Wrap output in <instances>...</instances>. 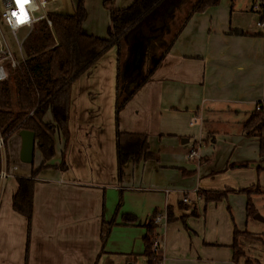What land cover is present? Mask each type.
<instances>
[{
	"label": "crops",
	"instance_id": "crops-1",
	"mask_svg": "<svg viewBox=\"0 0 264 264\" xmlns=\"http://www.w3.org/2000/svg\"><path fill=\"white\" fill-rule=\"evenodd\" d=\"M104 1L84 0L87 35L106 38ZM133 1L113 0L112 7ZM258 1L221 0L192 15L117 122L115 47L78 77L70 87L68 141L55 134L54 156L34 178L29 230L12 208L16 179L29 178L44 160L35 140L33 162L22 163L19 132L8 138L0 161V264H147L144 225L168 209L173 220L162 219L154 232L162 264H234L233 232L247 226V196L235 192H251L252 201L264 192L258 138L243 131L264 96V30L256 27L264 2L252 11ZM116 128L145 135L153 156L127 162L121 177ZM198 142L200 159H188ZM225 189L234 193L216 203L199 196ZM185 195L190 204L182 203ZM123 215L136 221L124 223Z\"/></svg>",
	"mask_w": 264,
	"mask_h": 264
},
{
	"label": "trees",
	"instance_id": "trees-1",
	"mask_svg": "<svg viewBox=\"0 0 264 264\" xmlns=\"http://www.w3.org/2000/svg\"><path fill=\"white\" fill-rule=\"evenodd\" d=\"M264 2V0H260ZM221 0H134L124 9H114L113 0L103 2L109 13L106 38L87 35L83 30L86 18L84 0H77L72 14L49 13L51 30L46 22L37 23L23 43L25 60L0 82V136L4 144L21 130L33 132L44 162L29 178H17V191L12 198L13 210L26 218L28 230L33 213V188L37 172L54 156V136L59 133L68 141V111L71 84L90 69L110 48L116 49L117 85L115 120L135 93L145 85L171 49L176 37L192 15L219 5ZM262 8L263 5L261 6ZM264 20V17L262 18ZM49 115L51 122H44ZM247 137L258 138L259 153L264 162V120L259 114L243 125ZM116 157L121 177L124 165L139 163L153 156L148 152L145 135L121 132L116 128ZM246 167L247 164L238 165ZM230 166V167H238ZM64 164L60 169H64ZM234 191H203L199 196L206 203H216ZM247 196L246 217L257 213L247 190L235 192ZM124 223L135 218L123 215ZM166 212V221H172ZM156 225L154 217L145 225L143 257L147 264H156L161 252L153 250ZM105 230L102 240L107 236ZM252 238L246 231L233 232V263L238 264L243 251L240 238Z\"/></svg>",
	"mask_w": 264,
	"mask_h": 264
},
{
	"label": "built area",
	"instance_id": "built-area-1",
	"mask_svg": "<svg viewBox=\"0 0 264 264\" xmlns=\"http://www.w3.org/2000/svg\"><path fill=\"white\" fill-rule=\"evenodd\" d=\"M59 0H28V3L25 5V11L27 15L26 22L16 24L17 17L13 15V13H19V8L17 7L16 0H2L3 10L0 13V82H3L8 79L9 73L11 70L17 68L24 60V52H23V43L27 36L32 31L33 27L41 22H46L48 28L51 30L52 24L48 18V7L50 4L58 3ZM259 5L256 3L252 6L253 12H259ZM41 12L40 15H36ZM52 13V12H50ZM5 25L9 30L11 37L13 39V47L9 44V41L5 38L2 32V26ZM15 25V26H14ZM256 27L264 30V20L261 19L256 23ZM24 32V37L22 42L18 40L17 33ZM254 114H259L262 116L264 120V96L258 101L254 106ZM197 119L194 118L192 124H195ZM201 142H198L192 145L186 154L188 159H200V153L202 148ZM5 155V144L3 138L0 136V161L4 158ZM6 178V173L4 171H0V180ZM194 196L197 195V190L192 192ZM183 204H190L189 197L185 195L182 199ZM162 219L166 220V215H156L154 217V224L158 225ZM153 250L155 252H160L161 250V240L158 236L155 235L153 241ZM162 256L161 259L157 261L156 264H162Z\"/></svg>",
	"mask_w": 264,
	"mask_h": 264
},
{
	"label": "rangeland",
	"instance_id": "rangeland-1",
	"mask_svg": "<svg viewBox=\"0 0 264 264\" xmlns=\"http://www.w3.org/2000/svg\"><path fill=\"white\" fill-rule=\"evenodd\" d=\"M260 3L261 1H258L257 5H259ZM74 5H75V0H59L58 3L50 4L48 7V11L49 13L60 12L63 14H72L74 11ZM64 6L67 7L63 9ZM2 10H3L2 0H0V13L2 12ZM40 14L41 12L37 13L36 15L38 16ZM97 22L99 24H102L99 20H97ZM2 32L5 38L9 41V44L13 47V39L11 37L9 30L5 25L2 26ZM17 37L18 40L22 42L24 37V32H18ZM254 199L255 200L252 201V204L257 212L256 214H259L264 219V192L257 194V197H255ZM246 224L247 226L244 231L252 234L253 236L255 235L258 237L240 238L239 246L243 251L242 253L243 257L240 258L238 264H264V223L256 221L253 218H248ZM137 264H143L142 260H138Z\"/></svg>",
	"mask_w": 264,
	"mask_h": 264
},
{
	"label": "water",
	"instance_id": "water-1",
	"mask_svg": "<svg viewBox=\"0 0 264 264\" xmlns=\"http://www.w3.org/2000/svg\"><path fill=\"white\" fill-rule=\"evenodd\" d=\"M19 137L21 138L20 161L24 164H31L35 150V135L33 132L21 130ZM253 219L264 223V219L259 214H255Z\"/></svg>",
	"mask_w": 264,
	"mask_h": 264
},
{
	"label": "snow or ice",
	"instance_id": "snow-or-ice-1",
	"mask_svg": "<svg viewBox=\"0 0 264 264\" xmlns=\"http://www.w3.org/2000/svg\"><path fill=\"white\" fill-rule=\"evenodd\" d=\"M26 3H28V0H16L17 7L19 9L22 8L24 10V16H25V19L19 20V23L26 22V19H27V15H26V11H25V5H26ZM13 15H15L16 17H18V14L17 13H13Z\"/></svg>",
	"mask_w": 264,
	"mask_h": 264
},
{
	"label": "clouds",
	"instance_id": "clouds-1",
	"mask_svg": "<svg viewBox=\"0 0 264 264\" xmlns=\"http://www.w3.org/2000/svg\"><path fill=\"white\" fill-rule=\"evenodd\" d=\"M22 19H25V16H24V10L22 8L19 9V13H18V17L16 19V24H20L19 23V20H22ZM15 26V25H14Z\"/></svg>",
	"mask_w": 264,
	"mask_h": 264
}]
</instances>
